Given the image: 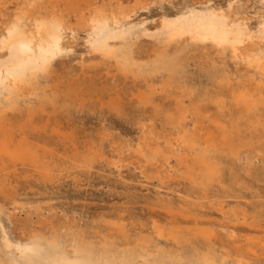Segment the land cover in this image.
<instances>
[{"label":"rangeland","instance_id":"374dc122","mask_svg":"<svg viewBox=\"0 0 264 264\" xmlns=\"http://www.w3.org/2000/svg\"><path fill=\"white\" fill-rule=\"evenodd\" d=\"M11 1L13 0H0L3 4L0 10L8 9L9 12L6 15L7 11L1 10L2 14L5 13L4 18L13 15L15 11L17 1ZM48 1L53 2L54 0H41V3H45L39 4L37 10L45 11ZM88 1H93V8L102 5L101 0ZM103 1L112 3V8L119 13L117 12L116 20L111 22L102 20L97 23L95 31L88 28L89 18L93 15H91L92 10L88 11L85 7H79L77 0H65L62 4L60 3V7L68 17L70 29L73 28V30L66 31L67 33L63 36L64 40L59 46L48 47L35 41L31 48L22 46L16 48L14 45L5 44L6 40L0 37V41L2 40L0 42V89L14 78L23 77L31 81L38 79L48 91L62 92L65 89L64 93L69 91L76 94L78 97L73 94L71 101L74 100L75 106L79 107V110L76 108V111L70 113L61 109L54 110L51 107L49 110L47 106L44 113L36 111L28 116L24 110H21L7 115L9 119L7 126L10 125L12 129L10 133L15 140L25 137L32 142L34 148L36 145L37 148L40 146L35 149L40 151L39 153L46 152L47 157L44 161L50 169V174H54L51 175L53 181L48 180L46 183L29 163L14 164L0 157V179L5 181L4 184L7 187H5L7 190L0 192V209H2L0 212V247L2 246L5 256L12 263L28 264L24 263L21 256H28L35 251L29 237L33 233L45 234L50 230L49 227L53 228L51 230L57 228L55 230L61 234L67 233L68 237L72 232H77L78 235L100 244L105 240H113V238L120 242V238H117V234L109 223L123 222L127 225V229H132L131 231L144 226L143 228L151 233L153 240L162 246L163 240L153 231V222L162 227L180 225L189 228L194 226L192 222H196L199 228L207 229L210 235L214 234L211 237L218 251L231 253L233 258H249L248 260L253 262L257 259L256 261L264 264V228L250 220L252 219L250 216L252 205L259 201L264 203V182L260 178L254 180L244 173L249 157L253 158V167L256 171L263 169L264 159L261 153L255 152L251 156L241 153L238 167L243 185L235 193L209 192L207 195L209 197L205 196L206 200L203 198V204L199 206L196 217L178 213H175V217L172 215L174 213L169 214L162 208L161 202H171L174 207L185 202L188 197V182L181 177V174L191 159L186 149L177 144L176 132L163 122L164 114L173 110L178 90L172 89L169 93L162 91L159 79L156 77L153 82L154 87L156 86L154 103L162 111L156 112L152 105L139 104L138 99L147 94V88L143 82L132 76L121 75L115 67L113 57L115 54L122 55L128 52L135 60L136 58L141 61L146 59L147 54L150 55L153 50L169 41L168 35L162 30L163 20L184 22L189 25L191 32H199V26L203 22L206 25L214 23L215 35L223 38L225 36L221 31V23L217 18L215 19L213 12L220 7L225 9L229 0L228 2L215 0V4L214 0H209L210 2L205 0V3L203 0L202 2L191 0L188 1L189 5L188 2L182 5L181 1L186 0H178L179 3L177 0H166L167 4L164 1L163 3L160 0L157 1L162 6L159 3L155 4V0H151L149 8L147 7L148 10L137 8L134 11L132 10L133 0ZM245 1L249 7L253 6L251 1ZM6 3L8 6L5 5ZM174 3H176L173 5L175 7L171 6ZM6 6L7 9L4 8ZM182 7L184 11H180V9L183 10ZM176 8H179V11ZM199 9H201L200 12ZM120 10L123 11L121 14H124L122 17ZM135 11L138 13L136 14ZM251 11L249 12L251 14H248V21L251 25L247 23L246 26L248 25V30L255 34L260 17L256 16L252 9ZM132 14H135L134 17ZM163 16L165 17L162 18ZM129 18L134 20L131 21ZM85 22L88 23L85 24ZM188 31L189 29L186 30ZM72 32L73 35H71ZM231 40L228 34V44ZM186 41L187 39L177 40L176 43L172 42L169 45L173 48L177 43L183 45ZM222 47L225 48L223 41L208 40L200 44L198 49L203 51L206 48L204 51L207 54L218 59V57L222 58L219 50ZM229 55V49H226L225 59L233 73L235 75L245 74L248 57L234 61ZM250 58H264V46ZM44 67L47 70L42 74V70L46 69ZM192 72L195 84L201 89L206 87V67L201 60L196 62L195 59ZM5 82L8 83L4 84ZM106 103L108 104L105 105ZM205 105L201 113H195L194 107L192 108L182 123L183 130L195 133L198 131L197 133L201 135L208 129L212 130L210 120L214 114V107L210 103ZM14 113L18 116L15 117ZM12 119L15 120L12 121ZM156 148H159L162 153L160 157L151 159L150 152ZM83 156H88L92 160L90 168L87 165L88 169L82 167L80 157ZM9 187L13 190H9ZM254 249L256 252H253Z\"/></svg>","mask_w":264,"mask_h":264},{"label":"bare ground","instance_id":"6f19581e","mask_svg":"<svg viewBox=\"0 0 264 264\" xmlns=\"http://www.w3.org/2000/svg\"><path fill=\"white\" fill-rule=\"evenodd\" d=\"M16 1L17 2L15 3L16 8L14 13H12V11L10 12L13 15L10 14L11 16H5L4 18L3 14L5 15V13L2 14V11L4 10L2 8L3 6L1 7L2 11L0 10V37L3 40H6L5 44L7 43V45L9 46L14 45L16 46V48L17 46L31 48L32 44L35 41H39L41 42V45H46L48 47H53L55 45L59 46L61 41L64 40V34L69 32L70 30H73V28L70 29L71 27L67 19L68 17H66L65 12L60 7V3L62 4V1L65 0H61V2L60 0L46 2L48 3V7L45 8V11L39 9L37 10L39 4L45 3H41V0L40 2H37L38 0ZM122 1L124 2V0ZM150 1L151 0H133L134 4L132 6V10L134 11L137 8L147 9V7L149 8ZM155 1V4H160V2L157 3V1L159 0ZM160 1H162V3L164 1L165 3L166 0ZM188 1L191 0H186L184 2L181 1L182 5ZM204 1L205 0H203V2ZM226 1L228 2V0ZM231 1L233 0H229L227 6L226 4L224 5V7L226 6L225 9H221V7L218 8L220 5L219 4L218 7L216 6L218 9H215V11L213 12L215 19L217 18L221 23V31L225 36L223 38L215 35L214 30L216 29L214 28V23L212 25H206L203 22L205 27L203 26V24H201V26H199V32H191L189 25L184 22L163 20L162 30H164L168 35L169 41L167 40L168 42H166V44L161 45L153 50L150 55L147 54V56H145L146 59H143V61H141L137 60L136 58L135 60V58H133L132 55L128 52L122 55H113L115 59V67L117 71L121 73V75L123 74L124 76H132L134 79L143 82L144 86L147 88V94L138 99L139 104L152 105L156 112L162 111L154 103L156 86L154 87L153 82L156 77L159 79V86L162 91L169 93V91L172 89L178 90V94L175 97L173 110L171 109L172 111H170V113L164 114L163 122L166 126H169L176 132L178 136L177 144L181 148L186 149L191 159L189 160L190 162L186 166L185 171H183L181 174V177L188 182V197L185 202L182 205L176 207H174L171 202H161L162 208L165 209L169 214L174 213L172 214L174 216L175 213H178L196 217V215H198L197 212H199V206L203 204V198L207 196L209 192L216 191L217 193L221 194H230L235 193L237 190H239L243 185V180L241 179L238 167L241 153L251 156L255 152H259L264 159V58H250V56H252L258 49L264 46V0H249V2L251 1L250 3L253 4V6L250 5L251 9L254 11L253 13H255L256 16L258 15L260 17L257 24V32L255 34L251 33L250 30H248V25L246 26V24L249 23L248 14H251L249 12H252L249 5H247V2L245 0H236L235 2L231 3ZM92 2L93 1L88 0H77V5L79 7H85L88 9V11H93L91 12V15H93L90 16L89 23L87 22L88 28H90L92 31H95L96 27L98 26L97 23H100V21L106 20V22H111L113 20H116L118 11L112 8V3H110L109 1H103V3L101 0L100 2L102 3V5L100 4V7L95 8V6L93 8ZM177 2L179 3L178 0ZM214 2L216 1L214 0L213 3ZM175 4L176 3L172 4L171 6ZM201 4L202 3H200V5ZM1 5L3 4H1L0 2V6ZM5 5H7V3ZM94 5H96L95 2ZM196 5L198 4L196 3ZM7 6L4 8L7 9ZM12 7L14 6L12 5ZM203 9L205 10V8ZM180 11H184V9H180ZM200 11L201 9H199V12ZM122 12L123 11L120 10L121 17L122 15H124L121 14ZM128 12L127 14L129 15ZM137 13L138 12H136V14ZM7 14H9L8 11L6 12V15ZM87 14L88 13H86V15ZM132 15V17H134L135 14ZM170 16L171 18H173L171 14ZM164 17L165 16H163L162 18ZM133 20L131 19V21ZM87 23L85 22V24ZM249 24L251 25V23ZM187 29H189L188 32H186ZM91 30L89 32H91ZM192 30H194L193 27ZM74 33L72 32L71 35H73ZM228 34H230L232 38L230 44H228L227 41ZM66 36L67 35H65V37ZM182 39H187V41L183 45L177 43L176 46L170 48L169 43H176L177 40ZM208 40L216 42L223 41V45H225V48L222 47L221 49H219L222 58L218 57V59H216L207 54L204 51L206 50L207 46L203 51H200L198 49V46L200 44H204ZM209 48L210 46L208 47V49ZM226 49H229L230 59H233L234 61L240 60L242 57H248V66L245 74L235 75V73H233L228 65L227 60L225 59ZM17 59H19V57ZM195 59L196 62L197 60H201L203 62V65H205L206 67L205 73L207 84L203 89L195 84V79L192 76ZM46 70L47 68L43 69L42 74L45 73ZM8 82H5L4 84ZM63 91H48L38 79L31 81L26 80L23 77L12 79L7 85L0 89V157L7 159L14 164L18 162L29 163L38 172L40 177L44 181H46V183L48 180L51 181L53 179L51 178V175L54 174L53 172V174H50V169L47 163L44 161L45 157H47L45 156L46 152L39 153L40 151L38 152L35 149L37 148V145L34 148L32 142H30L28 138L26 139L25 137H20L15 140L12 133H10V131L12 130L9 127L10 125L7 126V122L9 124L7 115L8 113L20 112L21 110H24L28 114V116L29 114H33L36 111H41L44 113V110L47 106H49V110L51 107L54 110H65L68 113H70L71 111H76V108H78L79 110V107L75 106V104L73 103L74 100L71 101V99L73 98L72 95L74 93L72 94L69 91L64 93ZM76 93L78 94V92ZM74 95L77 96L76 94ZM206 103H210L214 107V114L210 120L212 130L208 129L204 134L202 132V135L197 133L198 131L195 133L183 130L184 128L182 129L181 127L182 123L186 119V116L191 112L192 108L194 107L195 113H201L203 111V108L206 106ZM107 104L108 103H106L105 105ZM192 104H194V106H191ZM45 112L47 113V111ZM15 114L16 113H14V115ZM17 116L18 115L16 114L15 117ZM200 117H202L201 114ZM13 120L15 119H12V121ZM199 122L201 123V121ZM184 127H186V125ZM39 145L40 144H38V146ZM150 153L151 159H156L160 157L162 151L159 148H156ZM86 157H80L82 160L81 164H83L82 167L84 169H88L87 165L90 168V164H92V160L88 156ZM252 159L253 158L249 157L248 161L246 162L244 173L254 180L260 178V180L264 182V167L261 171H256L253 167ZM166 160L168 161V157H166ZM1 180L2 179H0V192H4L7 187L4 184L5 181ZM8 189L13 190L10 189V187ZM0 212H2V209H0ZM250 216L252 218L250 220L258 224L259 226H263L264 228V203H261L259 201L258 203L253 204ZM185 217L186 216H184V218ZM172 218L170 220H172ZM247 220L249 222V219ZM192 223L194 224V226L189 228L182 227L180 225L162 227L153 222V231L159 238L163 240L162 246H160L159 243L153 240L151 233L148 229H144V226L140 227L141 229H138L136 231H131L132 229H127V225L123 222L109 223V225L117 234V238H120V242H117L113 237L110 236L111 238H113V240H105L100 244H97L95 243V241L88 240V238L86 239L78 235L77 232H72L70 234L71 237H68L67 233L61 234L57 230H55L57 228L51 230L53 228L49 227L50 230L48 229L49 231L47 233H33L29 237L35 251L28 256L23 255L21 257L24 263L26 262L28 264H263L256 261L257 259H255V262H253L248 260L249 258H233L231 253H222L218 251L211 237L214 234L210 235L207 229L205 230L199 228L196 222ZM4 237L2 239H4ZM257 242H259V240ZM1 247L0 264H15L5 256L4 250ZM249 250H251V248ZM254 251L255 249L253 250V252Z\"/></svg>","mask_w":264,"mask_h":264}]
</instances>
